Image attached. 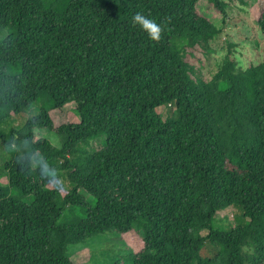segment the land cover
<instances>
[{
  "label": "trees",
  "instance_id": "obj_1",
  "mask_svg": "<svg viewBox=\"0 0 264 264\" xmlns=\"http://www.w3.org/2000/svg\"><path fill=\"white\" fill-rule=\"evenodd\" d=\"M199 1L0 0V264H76L71 246L131 231L143 248L114 264H264V62L241 69L229 48L200 76L189 58L221 29ZM70 104L80 122L56 127ZM26 154L63 188L22 171Z\"/></svg>",
  "mask_w": 264,
  "mask_h": 264
},
{
  "label": "rangeland",
  "instance_id": "obj_2",
  "mask_svg": "<svg viewBox=\"0 0 264 264\" xmlns=\"http://www.w3.org/2000/svg\"><path fill=\"white\" fill-rule=\"evenodd\" d=\"M224 2L227 4L226 17L211 0H200L198 3L199 12L221 29V33L209 41L208 47L204 46L205 48L193 52L196 58H189L196 65L200 76L208 81L219 71L229 48H232L233 56L241 69L264 62V34L258 25V18L264 9V0H224ZM168 110L165 107L160 109L164 118L167 117ZM51 115L56 127L65 123L80 122L75 104L55 110ZM36 133V138L45 137L52 143L58 140L48 130H37ZM103 145L104 138L93 139L90 145L91 152L101 149ZM9 158L11 155L0 146V164ZM1 183L7 185L8 178L2 177ZM236 214L237 210L234 208L219 212L216 227L228 226V223L235 225ZM143 238V233L136 231L123 235L104 234L84 244L71 246L69 255L76 264H114L121 255L139 252L143 248Z\"/></svg>",
  "mask_w": 264,
  "mask_h": 264
},
{
  "label": "clouds",
  "instance_id": "obj_3",
  "mask_svg": "<svg viewBox=\"0 0 264 264\" xmlns=\"http://www.w3.org/2000/svg\"><path fill=\"white\" fill-rule=\"evenodd\" d=\"M132 23L134 26H139L144 32L148 34V37L153 41H159L161 39L162 28L154 20L147 18L141 13H136L132 17ZM56 143H53V147H56ZM26 163L21 164L22 171H26L31 174L32 172H38L40 178L47 184L53 186L56 190L63 188V180L58 169L50 165L43 157L37 160L34 154H26L23 158Z\"/></svg>",
  "mask_w": 264,
  "mask_h": 264
}]
</instances>
